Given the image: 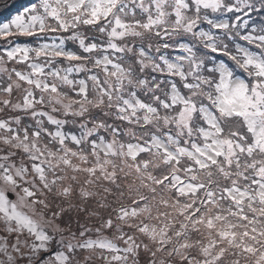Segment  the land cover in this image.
Returning <instances> with one entry per match:
<instances>
[{
    "label": "snow or ice",
    "instance_id": "obj_1",
    "mask_svg": "<svg viewBox=\"0 0 264 264\" xmlns=\"http://www.w3.org/2000/svg\"><path fill=\"white\" fill-rule=\"evenodd\" d=\"M0 264H264V0H0Z\"/></svg>",
    "mask_w": 264,
    "mask_h": 264
}]
</instances>
